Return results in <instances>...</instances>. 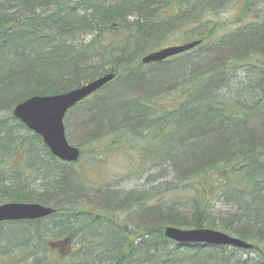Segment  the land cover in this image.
I'll return each instance as SVG.
<instances>
[{"label": "trees", "instance_id": "16d2710c", "mask_svg": "<svg viewBox=\"0 0 264 264\" xmlns=\"http://www.w3.org/2000/svg\"><path fill=\"white\" fill-rule=\"evenodd\" d=\"M258 3L0 0V206L39 204L56 212L0 223V264H264V137L263 125H256L264 124V24L251 21ZM238 4L237 32L216 39L225 24L211 19ZM198 27L206 30L194 35ZM175 33L185 43H202L163 62L141 63L169 47ZM244 66L253 69L248 77L258 72L256 85H236ZM111 73L116 79L71 110L65 128L73 146L69 131L76 129L83 149L96 151L107 137L114 147L127 142L142 163L137 176L159 174L126 204V211L151 218L137 230L78 206L76 187L90 195L104 194L106 186L94 190L82 179L75 185L72 165L13 117L30 98L70 92ZM123 91L137 95L127 101ZM171 176L176 187L154 185ZM216 202L227 210L216 211ZM7 225L20 235L3 230ZM167 227L223 232L253 249L179 245L164 236ZM52 241V247L67 245L64 254L51 252ZM241 252L256 256L243 260Z\"/></svg>", "mask_w": 264, "mask_h": 264}, {"label": "rangeland", "instance_id": "374dc122", "mask_svg": "<svg viewBox=\"0 0 264 264\" xmlns=\"http://www.w3.org/2000/svg\"><path fill=\"white\" fill-rule=\"evenodd\" d=\"M255 13V16H252V23H259L264 24V0H259L258 6L255 7L253 10ZM252 12V14H253ZM240 14V5L238 4L235 7L229 8L226 11L222 12L220 15L212 18V22H218L221 24H225L222 28L218 30V32L215 34L216 39H223L224 37L228 36L229 34H232L234 32H237L239 25L236 24L237 20L239 19ZM250 14V15H252ZM248 21V19L246 20ZM210 26V25H208ZM206 27H198L196 30H193L192 33L194 35H198L200 32H205ZM191 31L188 29L185 33ZM184 37L182 33L180 34H174L172 35L167 41L166 45L168 46H180L183 43H185ZM164 44V47H165ZM163 49V48H162ZM161 50V49H160ZM243 71H239L235 73L234 81L236 85L240 83H247L249 85H256L258 83V80L253 81L254 77L258 74V72L250 77H248L249 71L253 70L249 66H244ZM252 75V74H251ZM114 84V83H113ZM116 85H113L111 88L115 89ZM110 88V89H111ZM108 89V88H107ZM106 89V90H107ZM136 92H125L123 91V98L127 101L130 100V96H136ZM108 108H111V105H108ZM109 112L106 110V113ZM111 113L114 114V110H110ZM74 121V120H73ZM256 125L258 129H260V126L263 127V131H259V134L264 137V124L261 120L256 121ZM76 129L71 128L69 133L71 136H75V142L77 143L78 148H82L81 151H83L84 155L81 156V159L76 164H70L72 166H68L70 171L73 172V177L71 181L75 182V185H80V179L82 181H85L88 186H91L94 190L96 189H102L105 187L104 190H101L100 192L104 194H96L94 191L92 194L88 195L86 191L82 190V193L79 192V188L76 187L74 189V197L73 200L77 203L78 206L83 205L84 207H93L98 209L99 211L105 212L109 214L110 218L114 220L115 223L117 220L122 221V225H127L129 230H137V225L143 226L151 225V218L144 214H137V209L131 210L129 209L126 211L125 209L128 207V205L133 202V199L137 197V190L142 186L143 182L144 184L147 183V179L153 178V180L158 179L159 175L155 170L152 172L144 173V175L139 174L137 176V169L142 164L139 163L140 158L137 154V148H132L131 145H129L127 142L121 141V145L118 147L112 146V143L115 141L114 138L107 137L103 144L101 143L102 148H98V150L94 151L93 148L90 146H86V148L83 149L82 143L80 144L81 136L77 133ZM67 133V132H66ZM67 168V169H68ZM147 170V169H146ZM167 175V173L165 174ZM175 179L174 176L167 177L164 179L157 180L158 183H153L154 185L159 183H169L172 182V180ZM156 182V181H155ZM170 186L176 187L175 184H172ZM90 187V188H91ZM179 193V192H177ZM132 196V197H131ZM131 197V198H129ZM172 197V196H170ZM167 200H169V198ZM126 206V207H125ZM216 211H226L227 209L222 206V202H216ZM8 225L3 227V230L8 231ZM11 233H13L16 236L20 235V228H16V226H12L10 229ZM90 235V234H89ZM91 236V235H90ZM233 236V235H231ZM83 240L80 241L82 243ZM51 243H56V241H52L49 243V249L51 252L57 251V254L62 253L64 254V250L67 249V245H65L62 248H58V245L52 247ZM84 243V242H83ZM77 244H79L78 241L75 242L74 249L77 247ZM91 247H89L90 250ZM232 249V248H230ZM229 249V250H230ZM60 250V251H59ZM232 251V250H231ZM54 256L55 254L52 253ZM256 255L254 253H246L241 252L238 253V257L245 260L249 258H253Z\"/></svg>", "mask_w": 264, "mask_h": 264}, {"label": "water", "instance_id": "95a60500", "mask_svg": "<svg viewBox=\"0 0 264 264\" xmlns=\"http://www.w3.org/2000/svg\"><path fill=\"white\" fill-rule=\"evenodd\" d=\"M200 44L201 41H193L181 46L162 49L147 55L142 59V64L163 62L188 52ZM115 79L116 75L111 73L70 92L30 98L13 109V116L38 135L55 158L65 163L75 164L81 158V151L68 142L64 126L65 118L76 105ZM54 213V209L39 204L8 203L0 206V223L43 220ZM164 236L183 246L201 244L243 250L253 249L252 245L243 240L210 229L186 230L167 227Z\"/></svg>", "mask_w": 264, "mask_h": 264}]
</instances>
